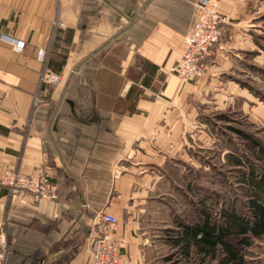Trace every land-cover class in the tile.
Wrapping results in <instances>:
<instances>
[{"label": "crops", "instance_id": "1", "mask_svg": "<svg viewBox=\"0 0 264 264\" xmlns=\"http://www.w3.org/2000/svg\"><path fill=\"white\" fill-rule=\"evenodd\" d=\"M194 1L0 0V176L43 172L58 193L34 201L0 185L4 264H93L100 211L117 219L123 264L169 263L182 220L163 201L166 169L204 144V111L236 109L237 97L251 111L241 77L263 29L264 0H218L225 34L183 82L168 69Z\"/></svg>", "mask_w": 264, "mask_h": 264}, {"label": "rangeland", "instance_id": "2", "mask_svg": "<svg viewBox=\"0 0 264 264\" xmlns=\"http://www.w3.org/2000/svg\"><path fill=\"white\" fill-rule=\"evenodd\" d=\"M259 19L263 29L256 33L253 74L251 78L241 77L252 88L251 111L247 114L242 111L240 97L234 101L236 109L204 111L201 116L205 125L204 144H190L188 159L173 160L172 169H166L171 192L163 201L182 221L194 220L203 206L202 200L218 218L220 209L228 208L231 203L242 214L245 194L250 190L246 182L249 170L264 169V17ZM236 158L241 160L239 165L235 164ZM173 252H176L174 248L167 252L168 264H217V260L203 263L199 258L186 260ZM243 252L246 264H264V234L252 238Z\"/></svg>", "mask_w": 264, "mask_h": 264}, {"label": "built area", "instance_id": "3", "mask_svg": "<svg viewBox=\"0 0 264 264\" xmlns=\"http://www.w3.org/2000/svg\"><path fill=\"white\" fill-rule=\"evenodd\" d=\"M218 0H195L192 23L183 38L184 48L179 58L168 69L183 82L200 76L207 68L214 47L225 34L227 20L218 10ZM51 83H59L57 74L43 76ZM0 185L10 192L25 191L34 201L54 200L57 186L46 173H21L5 170L0 176ZM117 219L114 215L100 211L94 216L92 238L93 264H123L120 241L116 233ZM6 236L0 232V264L6 257Z\"/></svg>", "mask_w": 264, "mask_h": 264}, {"label": "trees", "instance_id": "4", "mask_svg": "<svg viewBox=\"0 0 264 264\" xmlns=\"http://www.w3.org/2000/svg\"><path fill=\"white\" fill-rule=\"evenodd\" d=\"M240 163L236 158L235 164ZM249 171L245 212L239 213L231 203L220 209L218 218L202 200L203 206L192 222L176 225L171 241L174 255L186 260L199 258L201 263L217 260V264H246L244 247L264 234V169L252 167Z\"/></svg>", "mask_w": 264, "mask_h": 264}]
</instances>
